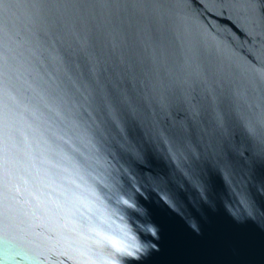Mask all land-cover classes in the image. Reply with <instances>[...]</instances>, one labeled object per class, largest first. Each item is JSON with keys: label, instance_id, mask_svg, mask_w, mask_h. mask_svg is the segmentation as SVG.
<instances>
[{"label": "water", "instance_id": "95a60500", "mask_svg": "<svg viewBox=\"0 0 264 264\" xmlns=\"http://www.w3.org/2000/svg\"><path fill=\"white\" fill-rule=\"evenodd\" d=\"M0 264H264V0H0Z\"/></svg>", "mask_w": 264, "mask_h": 264}]
</instances>
